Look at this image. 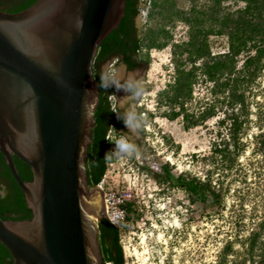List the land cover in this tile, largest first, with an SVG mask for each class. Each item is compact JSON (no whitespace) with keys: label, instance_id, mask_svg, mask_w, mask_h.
Here are the masks:
<instances>
[{"label":"rangeland","instance_id":"1","mask_svg":"<svg viewBox=\"0 0 264 264\" xmlns=\"http://www.w3.org/2000/svg\"><path fill=\"white\" fill-rule=\"evenodd\" d=\"M154 1H139L138 34L143 37L150 29L163 28L171 39L164 48L148 50V69L141 80L145 94L137 104L146 118L136 137L141 152L131 158H106V172L99 184L103 196L97 193L101 204L108 199L110 211L116 209L117 198L131 203L117 223L124 264H220L227 242L231 249L223 264H252L251 256L256 264L260 250L249 253L246 244L252 232L264 240V148L259 146L264 138V66L253 81L243 84L247 108L240 116V143L221 157L214 148L227 142L230 109L224 94L212 93V83L201 70H197L185 109L193 120L213 106L215 115L189 128L182 115L174 120L166 117L179 110L178 104L166 102L165 94L174 82L176 62L185 70L191 67L186 54L172 53L173 44L188 40V25L176 11L189 12L191 4L189 0H156L158 7H153ZM211 3L198 0L196 10H205ZM243 6L241 1H223L220 11L233 12ZM202 27L209 29L210 22ZM206 40L212 54L228 49L226 34L210 33ZM245 57L239 56L238 67ZM118 135L111 132L108 139ZM114 147L108 140L106 152ZM163 166L174 176L187 173L202 182L209 180L219 198L213 201L208 195L201 201L171 182H158L153 173H161Z\"/></svg>","mask_w":264,"mask_h":264},{"label":"water","instance_id":"2","mask_svg":"<svg viewBox=\"0 0 264 264\" xmlns=\"http://www.w3.org/2000/svg\"><path fill=\"white\" fill-rule=\"evenodd\" d=\"M126 0H37L0 8V152L31 220L0 218L13 264H103L86 157L100 103L93 64ZM137 18V16H136ZM135 18V22H136ZM31 168L23 181L13 160Z\"/></svg>","mask_w":264,"mask_h":264},{"label":"trees","instance_id":"3","mask_svg":"<svg viewBox=\"0 0 264 264\" xmlns=\"http://www.w3.org/2000/svg\"><path fill=\"white\" fill-rule=\"evenodd\" d=\"M37 0H0V8L10 13L21 12ZM140 0H126L125 14L119 26L112 30L101 42L97 56L96 65L99 60L107 57L108 54L116 50H124L128 43L133 44V48L140 49L146 47L164 48L168 45L171 35L159 28L150 29L143 37H137L134 19L139 12ZM198 0H189L191 7L189 12L176 11V16L188 25V40L183 44H173V54H186L190 69L181 68L176 62V75L169 91H166V102L170 105H179L178 111H172L166 117L170 120L182 115L186 119V128L197 125L215 115L214 106L203 111L197 119H190L185 109V101L192 96V89L195 83L197 70H201L207 79L212 83V93L215 95L224 94L228 113L229 136L224 146L217 145L214 153L224 157L225 151L231 147L233 151L240 143V131L243 120H240L242 113L246 112V98L244 82L253 81L264 66V0H233L244 3L243 8L222 13L221 3L228 0H211L212 3L207 9L196 10ZM157 1L153 2V7L157 6ZM210 22V28L205 30L202 24ZM210 33L226 34L228 37V49L224 53L212 54L207 44V36ZM246 54L241 67H238V58ZM148 53L146 61L149 63ZM202 64L197 66V62ZM95 65V66H96ZM97 78V77H96ZM98 80V78H97ZM99 83V81H98ZM101 92L103 89H101ZM109 91V90H108ZM106 91L101 97V103L95 113V126L92 131V142L87 153L88 180L91 186L100 184L107 168L106 162V133L112 119L116 116L110 110ZM238 110H235L237 109ZM239 111V112H238ZM246 115V114H245ZM223 123V121H222ZM118 123L115 127H121ZM264 148V138L259 143ZM230 152V150H228ZM17 171L23 181H31L33 174L28 164L13 156ZM233 160L230 161L232 163ZM231 165V164H230ZM229 165V166H230ZM162 172L153 173V177L158 182H171L176 187L183 189L191 196L205 201L211 195L213 201L219 198V192L208 180L202 182L195 176L187 173L174 176L168 166L162 167ZM131 203L126 201L122 208L130 210ZM32 210L28 207L22 189L14 180L5 157L0 152V218L3 220H31ZM100 246L103 254V264H124L122 246L119 242L118 229L106 218L99 223ZM249 253L259 248L260 254L256 264H264V240H259V233L252 232L246 244ZM231 249V242L225 245L220 264L226 259V254ZM252 264L255 262L251 256ZM0 264H13V258L9 250L0 242ZM235 264V263H231ZM242 264H245L242 262Z\"/></svg>","mask_w":264,"mask_h":264},{"label":"clouds","instance_id":"4","mask_svg":"<svg viewBox=\"0 0 264 264\" xmlns=\"http://www.w3.org/2000/svg\"><path fill=\"white\" fill-rule=\"evenodd\" d=\"M99 88L108 91L114 89L122 92L120 98L114 97L112 112L116 113L117 119L122 121L127 131L119 132L115 139H108L115 147L106 152L105 157H128L139 155L140 145L136 139L137 134L143 131L146 118L140 113L137 104L145 94V86L136 79L133 72L128 68L121 69L119 66L113 68L106 66L99 79ZM99 186V184L97 185Z\"/></svg>","mask_w":264,"mask_h":264},{"label":"flooded vegetation","instance_id":"5","mask_svg":"<svg viewBox=\"0 0 264 264\" xmlns=\"http://www.w3.org/2000/svg\"><path fill=\"white\" fill-rule=\"evenodd\" d=\"M134 25L136 28L137 37H140V35L138 34V31H137L135 19H134ZM147 53H148V49L146 47L135 50L133 48V44L128 43L127 47L124 50H116L115 52L113 51V53L108 54L107 57L103 58L102 60H99L97 65H96V61H94L92 69H93V76L95 77L97 84L99 85L98 81L100 79V74L102 73V71L104 70V68L106 66H110L113 68L119 66L121 69L126 67L131 72H133L136 79L141 82L143 76L147 73V69H148L149 63H147V61H146ZM96 77L98 78V80ZM105 92L106 91L104 89L101 92V90L99 88L100 103H101V97L104 94H106ZM122 95H123L122 92L118 93L114 89H109L106 96H107V99L109 101L110 110L112 109V104L115 102L114 97L116 96L117 98H120V96H122ZM100 103H99V105H100ZM99 105H98V107H99ZM98 107H97L95 113L97 112ZM113 114L116 115V113H114V112H113ZM109 118L112 119V121L109 124L108 130L106 133V147H107L108 138H109L111 132L119 133L121 131H127L125 125L123 124L122 121L117 119V116H115V117L112 116ZM95 123H96V120H95ZM117 123L119 125H122V126L118 127V128L115 127V125ZM86 159H87V157H86ZM103 206H104V204L102 203L101 210H103ZM102 219H104V218H100L99 223L102 221ZM99 223H97L98 227H99Z\"/></svg>","mask_w":264,"mask_h":264},{"label":"built area","instance_id":"6","mask_svg":"<svg viewBox=\"0 0 264 264\" xmlns=\"http://www.w3.org/2000/svg\"><path fill=\"white\" fill-rule=\"evenodd\" d=\"M99 187H101L99 185ZM104 197H105V193H104ZM108 199L104 198V215L105 218L117 228V223L120 220L124 219V209L122 208V205L125 203V200L122 198H117V206L115 207L116 209L113 210H109L108 207V203H107ZM122 209V210H121ZM106 264H111V263H106Z\"/></svg>","mask_w":264,"mask_h":264},{"label":"bare ground","instance_id":"7","mask_svg":"<svg viewBox=\"0 0 264 264\" xmlns=\"http://www.w3.org/2000/svg\"><path fill=\"white\" fill-rule=\"evenodd\" d=\"M167 160L170 162H173L172 156H168ZM98 194L96 195V199L94 200V204L96 205V207L98 208V211L100 213V208H101L102 204H101L100 196ZM93 221L96 222L97 220L93 219ZM143 239H145V237H143ZM135 254H137V251H135Z\"/></svg>","mask_w":264,"mask_h":264}]
</instances>
